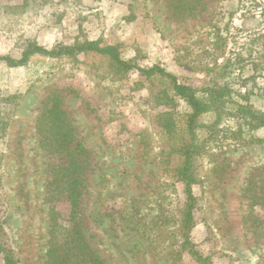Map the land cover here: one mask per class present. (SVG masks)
Segmentation results:
<instances>
[{
	"label": "rangeland",
	"instance_id": "rangeland-1",
	"mask_svg": "<svg viewBox=\"0 0 264 264\" xmlns=\"http://www.w3.org/2000/svg\"><path fill=\"white\" fill-rule=\"evenodd\" d=\"M26 1L24 15L14 9L0 17V57L20 59L27 39L47 49L71 44L78 35L101 39L121 45L123 58L140 68L160 66L195 84L224 70L235 101L243 103L237 94H250L252 111L264 114V0H203L192 15L176 10L173 0H0V6L20 8ZM137 80L136 71L125 82L101 80L82 57L76 63L41 56L21 67L0 63V90L25 93L8 136L0 139V210L20 264L46 260L49 208L36 120L54 91L64 98L91 154L83 213L90 248L109 264H176L178 224L171 211L181 187L158 171L156 112L148 107L147 90L131 89ZM239 126L250 143L223 135L201 159L203 190L196 193L204 196L203 209L192 237L201 243L210 229L220 264H264V237L244 221L248 190L264 169V127L250 131L231 120L222 128L231 134ZM255 194L264 202L259 184ZM256 212L264 217L262 206Z\"/></svg>",
	"mask_w": 264,
	"mask_h": 264
},
{
	"label": "trees",
	"instance_id": "trees-1",
	"mask_svg": "<svg viewBox=\"0 0 264 264\" xmlns=\"http://www.w3.org/2000/svg\"><path fill=\"white\" fill-rule=\"evenodd\" d=\"M173 1L176 10L192 15L198 12L203 0ZM132 3L134 14L138 4L137 1ZM28 5L26 1L20 8L0 6V17L7 18L9 11L14 9H20L24 15ZM81 36L74 37L71 44L60 42L51 49L27 39L22 45L20 59L3 56L0 63L21 67L34 56L46 57L61 64L76 63L82 57L101 80L111 82L128 81L133 72H138V80L131 89L147 90L148 107L156 112L153 128L159 143L158 171L172 186L179 185L182 192V197L171 211L172 219L178 224L176 264H184L188 260L193 264H220L222 255L216 250V236L210 229L201 243H195L192 237L203 209L204 196L196 193V189L203 190L201 159L211 143L220 136L229 135L228 138H232L236 134L242 140V126L236 133L229 134L222 128L225 122L241 120L242 125L252 131L264 127V114L252 111L247 103L250 94H237L243 103L235 101V92L224 80V70L213 71L215 79L212 77L207 79L206 84L199 85L160 66L140 68L134 59L123 58L121 45L104 43L101 39H83ZM221 40L223 38L219 37L215 42L214 52L220 49L218 43ZM97 67L103 73L95 70ZM24 96L25 93L0 90V139L8 136L15 120L16 107ZM207 115H214V121L205 123L203 118ZM36 131L45 160L44 203L49 208L48 248L43 264H109L90 248L83 233L91 154L82 143L71 113L65 110L64 98L59 91L52 92L41 104ZM243 142L250 143L247 138H243ZM223 171L219 170L221 175ZM255 177H259V181H252L248 190L250 203L244 221L248 229L261 238L264 237V217L256 212V206H262L264 211V202L255 194V189L258 184L264 189V169L258 170ZM1 214L0 210V255L3 264H20Z\"/></svg>",
	"mask_w": 264,
	"mask_h": 264
}]
</instances>
